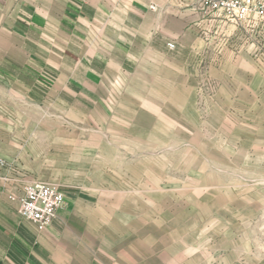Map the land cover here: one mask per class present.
I'll return each instance as SVG.
<instances>
[{
    "label": "rangeland",
    "instance_id": "rangeland-1",
    "mask_svg": "<svg viewBox=\"0 0 264 264\" xmlns=\"http://www.w3.org/2000/svg\"><path fill=\"white\" fill-rule=\"evenodd\" d=\"M150 1L128 4L171 2ZM173 16L165 40H137L124 66L101 68L94 93L70 76L65 41L60 59L43 62L44 80L28 76L23 112L61 123L59 141L51 121L39 148L28 136L25 175L92 199L100 219L83 264H102L101 219L105 247L120 239L134 264H264V20Z\"/></svg>",
    "mask_w": 264,
    "mask_h": 264
},
{
    "label": "crops",
    "instance_id": "crops-1",
    "mask_svg": "<svg viewBox=\"0 0 264 264\" xmlns=\"http://www.w3.org/2000/svg\"><path fill=\"white\" fill-rule=\"evenodd\" d=\"M129 1L0 0V77L7 82L0 85V92L17 94L19 98L0 100V159L4 160L0 164V264L93 262L91 257L87 260L85 256L87 250L93 251V241L87 238L92 234L93 222L100 217L92 199L81 190L62 189L65 202L45 230H38L21 218L7 196L22 194L27 181L43 180L39 177L29 179L25 175L24 149L28 136L36 138L31 140L34 141L31 145L39 148L38 137L45 131L40 126L51 121L57 126L52 129L53 135L60 140L59 119L30 118L23 110L29 105L24 99L29 87L24 82L28 76L34 81L44 80L43 62L60 59L62 41L68 42L71 48L69 59L74 65L70 76L75 77L76 85H82V89L91 94L100 87L101 68L106 70L115 61L124 66V55L134 48L137 40H165L161 36V26L177 20L173 13L180 14L181 22L190 12L198 17L203 12L207 14L201 6H189L184 0H171L169 5L158 6L156 11L146 10L148 5L135 10ZM150 2L154 4L153 0ZM164 35L182 40L170 30H164ZM161 46L169 49L163 43ZM11 110L16 111L12 113ZM104 221L101 219L102 264H120L125 260L126 264H134L135 253L122 251L120 239L112 241L110 249L112 252V247L116 246L115 255L114 251H109V244L105 247ZM106 221L108 226L110 219L107 217ZM106 238L109 243V236Z\"/></svg>",
    "mask_w": 264,
    "mask_h": 264
},
{
    "label": "built area",
    "instance_id": "built-area-1",
    "mask_svg": "<svg viewBox=\"0 0 264 264\" xmlns=\"http://www.w3.org/2000/svg\"><path fill=\"white\" fill-rule=\"evenodd\" d=\"M214 18H225L234 24H245L252 19L264 20L263 0H193ZM151 8L155 9L154 5ZM170 41L168 47L175 48ZM3 164V161H1ZM14 211L23 219L45 230L54 221L65 202L62 188L53 182L30 180L24 183L23 193L9 195Z\"/></svg>",
    "mask_w": 264,
    "mask_h": 264
}]
</instances>
